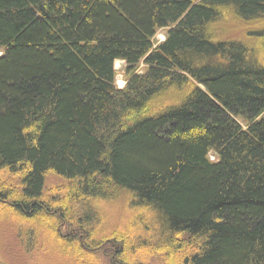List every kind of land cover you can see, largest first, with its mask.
<instances>
[{
  "label": "trees",
  "instance_id": "16d2710c",
  "mask_svg": "<svg viewBox=\"0 0 264 264\" xmlns=\"http://www.w3.org/2000/svg\"><path fill=\"white\" fill-rule=\"evenodd\" d=\"M3 231L51 264H264V0H0Z\"/></svg>",
  "mask_w": 264,
  "mask_h": 264
},
{
  "label": "rangeland",
  "instance_id": "374dc122",
  "mask_svg": "<svg viewBox=\"0 0 264 264\" xmlns=\"http://www.w3.org/2000/svg\"><path fill=\"white\" fill-rule=\"evenodd\" d=\"M165 36H166V30H159L155 37V43H162L165 40ZM114 68L116 71V82H115L116 86L119 89H122L125 86L126 79L129 73L126 63H124L123 61H117L115 62ZM145 70L146 68L144 67L143 62H141L136 69L137 73L139 74L145 72ZM237 120L241 125L246 126V122L244 120L242 119H237ZM210 157L211 159H214L212 155ZM57 182H59V179L54 176H49L46 178L47 186L55 184ZM116 210L117 211H115L113 208H110L109 211L108 209V218L109 220H112V223L116 221V219L120 214L116 212L120 211L122 213V210L120 208L116 207ZM4 249H6L5 253H3ZM0 257L3 258L6 262L11 261L12 264H51L46 259L44 260L40 258H35L32 257L31 255L26 256L23 253V250L16 236L7 233L5 231H3L2 234H0ZM177 258L180 259V256H178Z\"/></svg>",
  "mask_w": 264,
  "mask_h": 264
}]
</instances>
